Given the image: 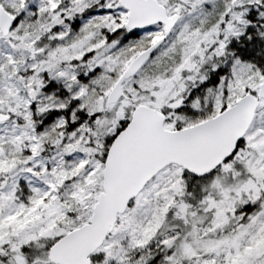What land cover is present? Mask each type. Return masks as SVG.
<instances>
[{"label": "snow or ice", "instance_id": "6c2138e0", "mask_svg": "<svg viewBox=\"0 0 264 264\" xmlns=\"http://www.w3.org/2000/svg\"><path fill=\"white\" fill-rule=\"evenodd\" d=\"M0 264H264V0H0Z\"/></svg>", "mask_w": 264, "mask_h": 264}]
</instances>
